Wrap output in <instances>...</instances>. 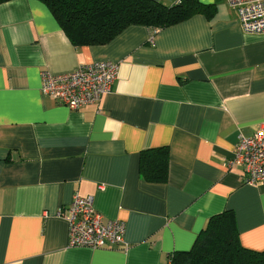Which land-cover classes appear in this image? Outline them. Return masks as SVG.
<instances>
[{
	"label": "crops",
	"instance_id": "0c3cea01",
	"mask_svg": "<svg viewBox=\"0 0 264 264\" xmlns=\"http://www.w3.org/2000/svg\"><path fill=\"white\" fill-rule=\"evenodd\" d=\"M198 1L214 14L82 47L40 1L0 5V264H169L226 210L240 244L264 250V184L228 165L240 136L264 130V35L245 34L228 0ZM97 62L118 67L98 103L42 94L43 73ZM163 146L167 180L148 183L140 152ZM75 193L125 224V244L69 247L59 211Z\"/></svg>",
	"mask_w": 264,
	"mask_h": 264
},
{
	"label": "trees",
	"instance_id": "16d2710c",
	"mask_svg": "<svg viewBox=\"0 0 264 264\" xmlns=\"http://www.w3.org/2000/svg\"><path fill=\"white\" fill-rule=\"evenodd\" d=\"M12 0H0V5ZM53 15L74 47L101 46L130 26L162 30L194 15L211 17L215 5L179 0L164 5L154 0H38ZM139 174L148 183H164L168 176V147L146 149L139 155ZM169 264H264V250L244 248L235 215L226 210L212 216L190 250L170 255Z\"/></svg>",
	"mask_w": 264,
	"mask_h": 264
},
{
	"label": "built area",
	"instance_id": "2783aa9c",
	"mask_svg": "<svg viewBox=\"0 0 264 264\" xmlns=\"http://www.w3.org/2000/svg\"><path fill=\"white\" fill-rule=\"evenodd\" d=\"M228 3L235 9L245 34L264 35V0H228ZM117 69V65L111 62H97L63 75L43 73L41 92L57 104L77 110L98 103L111 91ZM233 154L228 165L243 168L247 185L264 184L263 129L250 137L240 136ZM93 202L92 197H81L75 193L69 206L60 209L59 215L68 223L69 247L115 249L125 244V224L119 220H105L95 210Z\"/></svg>",
	"mask_w": 264,
	"mask_h": 264
}]
</instances>
